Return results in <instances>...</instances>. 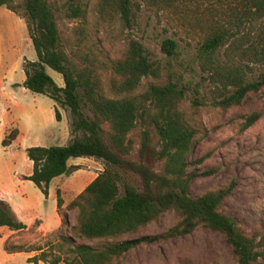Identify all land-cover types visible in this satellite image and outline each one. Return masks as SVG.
<instances>
[{
    "label": "trees",
    "instance_id": "obj_1",
    "mask_svg": "<svg viewBox=\"0 0 264 264\" xmlns=\"http://www.w3.org/2000/svg\"><path fill=\"white\" fill-rule=\"evenodd\" d=\"M108 1L113 11L129 26L134 18L132 6L139 8L143 5L158 14L179 5L205 0ZM215 2L217 6L208 11L212 17L199 42L196 60L210 85L212 104L227 109L240 104L249 92L264 87V72L252 80L247 79L253 64L264 65V0ZM0 6L24 19L35 52L36 59L22 65L25 74L22 86L52 99L57 121L60 120L58 106L67 107L71 116V139L67 144L25 149L32 170L23 178L30 180L47 196L50 181L69 170V159L90 157L104 165L66 208L76 209L72 227L75 237L105 241L91 246L76 244L71 237L62 236L58 243L59 254L52 260L48 261V252L38 248L28 250H39L37 255L27 259L28 262L113 264L139 245L170 240L200 227L224 235L236 264H264V223L262 229L247 234L221 206L222 200L235 188L234 178L199 195L189 193L188 186L193 178L216 171L197 167L195 164L201 159H189L194 145L207 134V129L195 116L204 104L196 86L193 89L195 96L189 100L191 112L187 115L182 108L186 99L185 87L176 81L147 83L142 91H137L143 78L162 75L159 62L138 40L128 38L120 57L101 59L94 47L82 44L78 37L70 49L81 61L76 63L65 50L48 0H21V3L0 0ZM66 6L65 14L69 19L84 17L85 10L78 0H67ZM74 31L80 33L78 29ZM176 46L173 39L164 38L160 50L172 56ZM46 67L61 75L62 86L55 83ZM102 70L107 72L108 91L103 88ZM259 117V112L248 114L241 129L245 130ZM137 126L142 129L138 159L133 161L128 157L133 149L130 133ZM152 134L156 137V147L150 144ZM16 136L17 129L11 128L1 139V145L9 146ZM155 161H161L158 171L152 169ZM129 173L138 176L139 188L124 179ZM62 203L57 189V209ZM166 210L174 211L180 219L165 232L117 239L157 219ZM64 222L65 217L61 218V223ZM0 226L14 231L25 228V224L2 204Z\"/></svg>",
    "mask_w": 264,
    "mask_h": 264
},
{
    "label": "rangeland",
    "instance_id": "obj_2",
    "mask_svg": "<svg viewBox=\"0 0 264 264\" xmlns=\"http://www.w3.org/2000/svg\"><path fill=\"white\" fill-rule=\"evenodd\" d=\"M48 1L54 10L65 50L73 62L81 63L70 50L78 37L82 39V44L94 47L101 59L120 57L127 39L133 38L149 49L152 58L159 62L162 72L159 78L152 76L143 78L137 91H142L147 83H164L169 79L176 81L185 87L186 99L182 108L188 115L191 112L189 100L195 96L193 89L197 87L204 104L195 116L207 129V134L194 145L189 159L191 161L201 159L195 164L197 167L214 168L216 171L193 178L188 186L189 193L199 195L207 189L218 188L226 184L230 178H234L235 188L229 197L222 200V208L245 233L262 229L264 87L257 92H249L240 104L220 109L212 104L210 85L205 79V74L199 70L196 60L199 42L207 30L208 20L210 21L212 17V13L208 11L217 6L215 0L187 3L158 14H154L143 5L139 8L132 6L134 18L129 26L113 11L108 0H78L85 10L84 17L78 19H69L66 16L67 0ZM16 2L21 3V0ZM77 29L80 33L76 34L74 30ZM27 37L24 19L0 6V84L6 93L5 97L0 95V111L2 105L12 110L13 102L23 108L22 113L17 114L21 130L17 143L2 146L1 139L12 127L9 126L10 129L6 131L0 130V205L7 207L18 221L25 224L23 230L7 238L9 228L0 226V264H37L40 260L28 262L27 259L39 253V250H36L29 256L28 250L38 248L49 253L47 259L50 261L59 254L58 243L62 236L71 237L76 244L84 243L91 246L105 241L75 237L72 227L75 225L76 209L66 208V205L91 181L92 176L102 170L104 166L102 161L90 157L69 159V170L50 181L47 196H44L30 180L23 178L32 170V163L25 154L26 148L62 146L71 139L69 133L71 116L67 107L58 106L62 119L57 121L53 110L55 103L52 99L44 94H37L28 89L11 88L9 85L24 80L23 63L36 59ZM164 38H171L177 43L174 55L167 56L160 50V43ZM221 51L222 49L219 53ZM46 72L58 86H62V77L59 73L48 67ZM100 72L103 88L108 91L107 72L103 70ZM262 72L264 65L253 64L251 72L247 73V79L252 80ZM107 93L114 96L110 92ZM33 107H37V110ZM252 112H259L260 117L251 126L242 130L244 118ZM1 118L0 116V120ZM141 129L142 126H137L130 133L133 149L128 157L133 161L138 159ZM150 144L157 146L154 134L151 135ZM160 167L161 161L152 162L153 170L158 171ZM124 179L140 187L137 175L125 174ZM57 189L63 203L56 211ZM58 216L60 220L65 217V222L60 221L56 226ZM179 219L180 216L174 211L166 210L157 219L117 239L159 234L165 232ZM41 223L46 230H42L44 227L40 228ZM26 224L30 225L27 227ZM4 242L5 247L12 250L5 248ZM17 248L21 250L15 253L13 250ZM113 264H236V261L223 234L198 227L188 234L170 240L139 245L115 260Z\"/></svg>",
    "mask_w": 264,
    "mask_h": 264
},
{
    "label": "crops",
    "instance_id": "obj_3",
    "mask_svg": "<svg viewBox=\"0 0 264 264\" xmlns=\"http://www.w3.org/2000/svg\"><path fill=\"white\" fill-rule=\"evenodd\" d=\"M28 38V37H27ZM29 39V38H28ZM27 39V40H28ZM30 40V39H29ZM24 80H21L20 82H17V83H10L9 85H10V87L11 88H16V89H21V90H26V88L25 87H23L22 86V82H23ZM3 91H5V89H4V87L3 86H1V84H0V95H3V97H5L6 96V93L5 92H3ZM53 107H54V105H53ZM33 109L34 110H37V107H33ZM22 111H23V108L19 105V104H17L16 102H13V104H12V110H10L8 107H6V105H2L1 106V120H0V130H3V131H6V130H8V129H10L9 128V126L10 127H12V128H16L17 129V136H16V138L13 140V142L11 143V144H14V143H17L18 142V140H19V138H20V133H21V130H20V127H19V124H18V121H19V118H18V116H17V114L18 113H22ZM62 119V115L60 114V120ZM59 120V121H60ZM10 144V145H11ZM9 145V146H10ZM29 175V174H28ZM25 176H27V175H25ZM96 176V174H94L93 176H92V179L94 178ZM91 179V180H92ZM56 194V193H55ZM48 195V194H47ZM61 196V195H60ZM62 198V197H61ZM63 200V199H62ZM56 211H57V207H56ZM57 214H58V212H57ZM40 219V218H39ZM41 220V219H40ZM60 217L58 216L57 217V224H56V226L58 225V224H60ZM41 222H42V220H41ZM30 224H32V223H30ZM30 224H26L27 225V227L30 225ZM44 224L43 223H41L40 224V228H43L44 226H43ZM41 230V229H40ZM42 230H46V228L44 227V229H42ZM17 232H19V231H14V230H10V229H8V233H7V235H6V238L8 237V236H10V235H12V234H16ZM6 241V240H5ZM4 247H5V242H4ZM6 248V247H5ZM20 248H17V249H15V250H13V251H15V253H18L17 251L19 250ZM21 250V249H20ZM23 250H25V249H23ZM27 251V250H26ZM36 252V250H34V251H29L28 253H29V256H31V254H34ZM28 256V257H29ZM27 257V258H28ZM37 264H45V263H43V262H38Z\"/></svg>",
    "mask_w": 264,
    "mask_h": 264
}]
</instances>
